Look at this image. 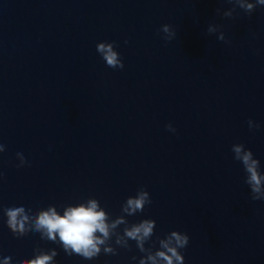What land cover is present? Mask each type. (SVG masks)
<instances>
[{
	"label": "water",
	"instance_id": "1",
	"mask_svg": "<svg viewBox=\"0 0 264 264\" xmlns=\"http://www.w3.org/2000/svg\"><path fill=\"white\" fill-rule=\"evenodd\" d=\"M104 41L122 69L96 51ZM236 143L264 172V6L247 15L228 0H0V264L53 249L50 264H139L147 253L135 241L122 248L113 236L115 255L87 260L35 231L40 209L63 215L92 199L108 223L155 220L153 252L157 237L186 233L184 264H264V200L251 198ZM141 187L152 203L122 213ZM18 206L32 209L24 234L6 225L3 210Z\"/></svg>",
	"mask_w": 264,
	"mask_h": 264
},
{
	"label": "clouds",
	"instance_id": "2",
	"mask_svg": "<svg viewBox=\"0 0 264 264\" xmlns=\"http://www.w3.org/2000/svg\"><path fill=\"white\" fill-rule=\"evenodd\" d=\"M234 3L247 15H251L258 6H264V0H228ZM225 16H231V12L224 13ZM160 31L165 33V39L171 40L176 33L171 26L165 24ZM216 29L209 27L208 32L213 33ZM220 41H226L223 33L218 36ZM127 42V41H126ZM115 42H99L96 51L101 54V58L106 65L113 69H122L124 64L120 58V54L114 50ZM249 128L253 126V121H248ZM170 132L176 129L168 124L166 126ZM5 151V146L0 144V153ZM231 151L234 153V159L241 162L245 172L244 182L249 186L252 200H264V172L261 171L260 161L253 158V152L245 150L242 143L232 145ZM17 157L23 166L27 163L22 153H17ZM152 200L149 193L140 188L134 196L127 197L121 206V212L128 216L142 213ZM6 225L12 233L24 234L26 223L29 221V208L26 212L24 206L5 208ZM108 215L96 199L88 202L87 206L83 204L77 207H68L63 215L58 214L54 206L47 209H40L34 213V229L35 231L43 230V235L54 243H59L65 253L68 255H79L84 259L92 260L98 257L101 252L105 254L115 255L116 248L109 243L113 236H116V243L122 248H130L129 241H135L136 247L141 253H147L145 259H140L139 264H184V256L182 249L186 248L189 243V236L181 231L173 230L166 234L163 238L157 237L158 249L153 252V247H145V244L155 235L156 221L150 218L142 219L139 222L132 223L127 226L123 216L108 223ZM119 225H125L123 235H119L115 230ZM99 234V235H97ZM57 236L59 240L57 241ZM103 246V247H102ZM55 249L50 254H40L37 258L27 261L22 260L20 264H50L53 257L57 256ZM135 259V257H133ZM7 264V261H5Z\"/></svg>",
	"mask_w": 264,
	"mask_h": 264
}]
</instances>
